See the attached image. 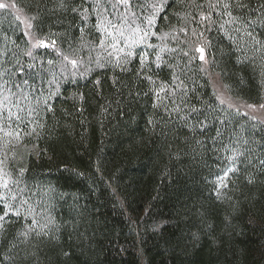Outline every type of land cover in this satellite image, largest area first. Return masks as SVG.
<instances>
[{"label": "trees", "instance_id": "16d2710c", "mask_svg": "<svg viewBox=\"0 0 264 264\" xmlns=\"http://www.w3.org/2000/svg\"><path fill=\"white\" fill-rule=\"evenodd\" d=\"M12 1L56 44L32 48L0 9V100L23 143L0 264H264V123L221 103L200 59L264 105V0L232 22L207 0H133L149 39L123 71L94 27L120 20L112 0Z\"/></svg>", "mask_w": 264, "mask_h": 264}, {"label": "rangeland", "instance_id": "374dc122", "mask_svg": "<svg viewBox=\"0 0 264 264\" xmlns=\"http://www.w3.org/2000/svg\"><path fill=\"white\" fill-rule=\"evenodd\" d=\"M0 3H13L12 0H0ZM16 14H18L22 18V24L24 31L28 35V39L31 43L32 48H36L34 45L36 44L39 38L32 30V23L31 19L25 15L20 9H18L16 6L15 7H10ZM109 17V16H108ZM99 18L98 20H100ZM109 19H111L109 17ZM117 22V20H115ZM117 24H122V21L119 20ZM30 25V26H29ZM144 31L148 33V35L145 37L144 41L141 43H138L134 45L133 47H136L137 45H146L149 39V32L144 28L140 27ZM113 36L108 37L105 40L106 45L110 44L113 40V37H115L118 41V48H123V52L120 53V55L123 57L126 55V53L132 49L125 47V40L123 37L119 36V32H117L114 29H111ZM144 33L141 32L139 35H143ZM125 35H128V32H125ZM44 40V39H42ZM45 41V40H44ZM45 43H47L45 41ZM101 48V47H100ZM102 49V48H101ZM105 51V49H102ZM107 51H112L111 48H108ZM106 51V52H107ZM204 56L203 62L205 63V70L212 81V85L214 86V89L216 91V95L219 99V101L223 104H226V106L236 110V111H241L242 113H246L249 116L256 118L262 122H264V108L261 107V104H250L247 102H244L242 100H237L231 97V95L228 93V90L224 86V84L221 82V80L218 78L216 73L208 67V62L205 57V51L202 53ZM70 68H77L78 66L82 65V62H78L77 65H72L71 63H68ZM3 105V106H2ZM5 112H1V110ZM17 110H14L12 107L9 106H4V104L1 103L0 100V201L2 203L6 204L7 210H14V203L11 199H9V187H10V169L9 166L12 165L13 162L18 161V159H22L20 156V151H17L16 149L19 148V143L23 145V143L20 141L19 137L14 134L12 131V128H16V118L12 117ZM9 125L11 128H7L6 126ZM16 133V132H15ZM4 182H7L8 188H4L2 185ZM1 222V220H0Z\"/></svg>", "mask_w": 264, "mask_h": 264}, {"label": "snow or ice", "instance_id": "6c2138e0", "mask_svg": "<svg viewBox=\"0 0 264 264\" xmlns=\"http://www.w3.org/2000/svg\"><path fill=\"white\" fill-rule=\"evenodd\" d=\"M208 3V7L210 9H215L217 7H222L225 10V13L227 16H229L231 18V20L229 22L235 21L237 19V17L233 16V13L231 10L232 7L241 9V8H246L248 5L244 4L242 2V0H231V2H228V0H216L215 3L212 2V0H207ZM61 6H63V3L61 4ZM99 6V5H98ZM10 7H15L14 3H0V9H7ZM111 7L112 9H123L122 12L119 13L120 16V20L122 21V24H117V22L114 19H109L108 15H103V18L98 20L97 24L94 25V27L96 28V30L98 32L102 33V38L99 39V46L102 49H105V51H107L108 48H111L112 51H107V55L109 57H114L116 63L115 66L118 68H121V70L123 71L124 68L121 67V60L123 59L125 62H127V58L131 57L133 55V52L131 50H129L125 56H121L120 53L123 52V48H118L117 44L118 41L115 37H113V40L110 44L105 43V40L110 37L113 36L112 31H110L111 29L116 30L117 32H119V36L123 37L125 40V47L131 49L134 45L141 43L144 41L145 37L148 35V33L146 31H144L142 28H140L139 24H137V20L140 19V17L137 15L136 11H134V9L137 7V5L133 2V0H112L111 2ZM154 7H156L154 5ZM72 11L74 12H79V9L77 7H73ZM87 11V10H85ZM84 20H87L89 18V15H82L81 17ZM208 20L210 21V18L208 16H202L201 17V21H205ZM149 24L152 23V20L149 19L148 21ZM30 26V25H29ZM221 27H223V25H221ZM81 34L83 36V29H80ZM125 32H128V35H125ZM143 32V35H139V33ZM249 35H251V33H248ZM201 35H203L201 33ZM56 44L55 40L51 41V45H49L48 43H45L44 40L42 39H38L36 44L34 45L35 47H54ZM201 52H203V49H200ZM29 55H31V53H29ZM65 60H69L68 56L64 57ZM157 59H159V57H157ZM200 59L203 60L204 56L201 55ZM49 63H51V61H49ZM70 63L72 65H77V60L76 59H71ZM102 66V65H101ZM150 79V77H149ZM97 83H99V81H97ZM18 107V105H17ZM262 108H264V105H261ZM17 119H20L19 116H17ZM18 135V133H17ZM23 171V170H21ZM4 188H8V184L7 182H4L2 185ZM15 198V197H13ZM23 203H27L26 201H24ZM17 215H19V212H17ZM3 217H0V220H2ZM24 235H27V233H24Z\"/></svg>", "mask_w": 264, "mask_h": 264}]
</instances>
